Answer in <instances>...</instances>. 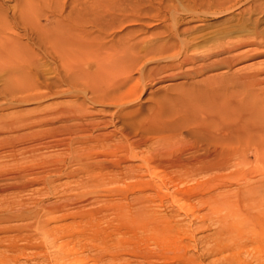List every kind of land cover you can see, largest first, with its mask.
Masks as SVG:
<instances>
[{"label": "rangeland", "instance_id": "obj_1", "mask_svg": "<svg viewBox=\"0 0 264 264\" xmlns=\"http://www.w3.org/2000/svg\"><path fill=\"white\" fill-rule=\"evenodd\" d=\"M60 1L63 2V0ZM70 1L71 0H64L67 5L70 3L69 5L72 6V1ZM77 1L78 3H84V0ZM94 1L87 0L89 4L94 3ZM99 1L102 5H109L114 8L118 4L124 6L131 4L135 9L141 10L139 20L125 23L121 28H117L118 25L116 24L111 30L112 33L110 36H123L129 32L133 33L134 31L139 40H145V43L148 42L147 44L152 45H159V43L162 44L164 41L175 42L181 39L186 41V43H189L188 49L190 50H188V52L196 56L207 52L213 47H217V45H219L217 43L229 35L236 37L235 39H246L251 37L250 35H255L256 33V35L259 34L256 39L257 42L261 41L260 38H264V0ZM74 2L77 3L76 1ZM87 2L86 4H88ZM215 2H227V7H229L228 10L213 14V12L217 13L221 10L212 6V3ZM15 3L16 0H0V10L6 15V17L9 16L8 19H12L11 13L14 12L13 9H15L16 14L18 13L16 11ZM67 5H65L66 10L69 8V5ZM41 15V18H39L41 25L44 26L46 33L49 35L55 28H53L54 23L49 22V19H47L49 13L48 11H45V9L41 10ZM73 28L79 29L77 26ZM86 28L92 30L91 33L94 36L99 34L96 28L92 25H88ZM232 31L233 33H231ZM11 34L14 38L19 39L17 42L15 41L17 44L14 42L13 46L16 47V45L18 46V42H21V45L26 44L28 49L33 53L30 64L32 67L30 66L31 68L27 70L28 73L31 74H29L31 78L28 76L25 77L26 79L24 80L29 85H33V87L25 93H17L15 95V97L18 96V99L23 98L22 100L13 101L7 94L8 92L4 91V87H16V85L22 81L19 78H7L0 74V138L5 139V141L0 142V165H2V168L3 166L6 167V169L3 168V170L10 172L11 174L14 173V171L21 173H37L39 180L37 179L23 189L12 188L0 192V200L5 197L0 201V205L7 201L8 198L10 199V197L11 199L16 197V199L19 200L24 198L27 202L30 201L28 203V206L30 207L35 205L34 202L38 203L39 201H42V203H51L52 201L59 202L60 199H62L61 205H63L64 202H71V204H67V206L63 207V211L60 210L41 215L42 217L40 219H42L41 221L47 220L49 225L67 223L66 225L68 227H61V229L55 231V234H67L72 232L74 234L80 232L81 235L82 232L84 234L91 233L92 227L89 228L91 225L88 224L87 220H80L77 216H70V214H74L78 209L82 211L85 209L86 211H92L95 208L104 206L106 203L111 204L112 202H115L121 204V202H127L129 201L128 199H120V192L123 191L129 193V198L135 193H138L139 195L148 196V198L150 197L149 199L151 200H149L148 203L152 211L155 212V217L160 218H157L158 221L163 220L164 223L168 222L169 225L172 226V228H169L170 226L168 225V229L167 227L165 228L167 229L165 230L167 234L170 232L168 235L172 233V236H161L164 239L163 243L169 241L166 242L167 244L165 243L163 245L162 243L159 246L153 244L150 246L152 249L151 253L153 252V258L150 259L151 263H149L147 262L148 260L145 261L139 256L136 257L132 254H125V251H122L123 254L119 259H105L103 261H98L96 256L100 253L102 254V251L100 252L98 248H96L97 250L95 252L85 251V249L82 250V246L87 245L85 247H88V244H90L88 240L82 237L79 238V240L81 239L80 241L83 242L82 244H80L81 242L77 239L73 240L75 242L71 241L74 243L73 245L70 241L68 244H65L63 243V239H59L54 245H50L47 242L51 240V236H48L46 238V245L44 244L43 246V235L37 234L40 238L33 241L42 244L39 249L40 251L25 249L21 254L20 252L15 251H5L4 247L10 246L14 241H16L14 244L23 245L26 241L22 240L21 237H24V233L26 232H21L18 234L20 235L18 237L17 235L15 236L16 231L2 230V232L0 230V264H37V260L41 259L44 260L40 264H190L189 261H191V264H264V254L261 255L260 253L257 254V252L252 251L251 247L253 244L251 243V245H249L250 242H248L251 235L250 233L252 232L251 228L255 225L254 221L253 224L250 221L254 220L251 215L255 209H250L249 206L252 204L250 198H255L256 196L253 194L254 190H252V186H256L257 184H253L252 182L260 177V168L258 167L264 162V158L258 155L257 149H255V144L244 142L243 140H238L240 142L233 140L227 156L230 163L227 164V167L220 169V173L216 171L213 175H207L202 173V171L197 173L196 168L187 169L189 172L186 169H179L178 171V169L172 168L167 161L165 163V161L162 160L165 164L161 163L158 156L157 158L156 155L152 156L153 151L151 150L153 147L155 149H157V146L159 147V144L161 143H158V141L161 140L159 139V135H165L169 132L168 130H170L173 132V135L170 136L172 137L170 139L173 143L171 154H174L175 151L177 153V149L179 150L183 147H187V144L185 146L181 141H185L184 143H188L189 146V142L195 139L197 134H200L196 128L198 125L206 122L205 124L211 127L218 120H223L224 123H228L230 121L227 122L226 119H229L227 118L229 115L231 118L230 120H235V125L239 121H247V118L249 120V117L251 118L249 120L251 122H248V124L252 128L254 125H258L256 124L258 123L256 119L258 116L257 112H253V107L251 108V105L256 106L255 108L258 109V111L261 109V105H264V82L257 81V79L264 77V53H260L261 51H264V42L250 47L255 48L250 52V56L241 59L238 62H234L231 65H222L214 69L199 70L198 67L201 62L196 61L199 63H190L180 69L170 71L171 74L177 75L163 78L158 82L148 83L149 81L138 80L139 83H137L138 85L136 84L138 87L135 86L132 96L126 100V106L117 111V108L114 105H105L89 100V95H84L81 89L72 87L67 81L62 80L60 75L63 74V70L60 68L61 66L59 63L46 57L41 50L30 44L32 42L26 40V37L22 35L23 31L21 29H14L13 32L11 31ZM109 37L105 38V40H110L111 37ZM91 42L96 46L95 44L104 41L92 39ZM174 50L175 49L171 50L168 55H173L177 49ZM241 51L243 52L247 50L245 48L238 50V52ZM34 58H36V60ZM157 59L159 58H151L149 63L145 64L146 67L148 68L155 65ZM196 69L198 70L196 71ZM193 70H195V72H193ZM258 70H260L261 73L256 77L257 79L246 77L248 73L256 72ZM167 73L165 74L167 75ZM165 74L160 76H165ZM131 75L134 78L139 77V71L134 70L131 72ZM211 77L215 78L210 79ZM135 92H139L138 95ZM238 105L241 106L242 109L238 107ZM80 106H83L90 111L92 118H95L98 121H104L105 119V125L101 123L93 127V134L109 132L117 127L124 126V129L131 136L136 135L137 133H145V135H148V140L144 144L138 146H131L128 143L121 142V136L117 132H115L114 135H111L109 140H106V146H100L101 144L99 143H101L102 140H92L89 142L92 156L93 154L95 156L98 154L105 155L99 156V158L98 156H93V161L98 164L107 163L105 165H109V163L113 164L117 159H124V162H121L118 168L115 167L104 170H112L110 173L116 174L117 178L121 177L120 174V176L118 175L119 172H125L130 166L139 165L140 160H142L147 165L146 167H140L138 171V174L140 175L135 176L137 178L131 179V177H128L129 179L123 178L116 182L106 181L103 184L98 183L102 179L101 173L103 172L99 173V170H94V172H92L93 175L90 173L92 175L90 176V174L80 172L75 161H70L73 158L72 155L77 156V153L74 154L75 152L72 150V148H75L77 145L71 144L72 146H68L64 144L62 146V144H59V138L61 139L65 136L62 134V128L59 127L61 122L54 121L53 123H48L38 120L42 117L43 113L54 115L58 110H67L65 108H68V110L72 111L73 108V110H76ZM234 108L237 111L241 109V111L239 110L236 112L234 111ZM223 109L224 112H219ZM221 113L222 116L220 115ZM223 113L228 114L227 116L225 115L226 117L224 116L225 119ZM236 113L238 114V118H236ZM118 114L120 115L118 116ZM219 115L222 119H219ZM252 116L256 121H253L254 118ZM233 117L234 119H232ZM239 117L240 119L242 118V120H240ZM126 121L127 123H125ZM58 128L60 129L58 130ZM30 132H32V134ZM33 132L35 134H33ZM168 135H170V133H168ZM52 141L57 145L55 146ZM38 144L41 145L39 146ZM51 144L53 145L51 146ZM169 145H171V143ZM169 145H167V147H170ZM197 145L200 147L203 146L202 148L206 147L203 143H197ZM25 147L31 148V151L28 154L27 150L24 155H30L29 157L32 158L25 157L23 163V159L19 158L21 155L18 154L19 149L17 148ZM159 148H162V146ZM13 149L16 150L17 154L13 153L15 152ZM169 149H171V147ZM150 151H152L151 154H149ZM130 153H134L135 158H131L129 156ZM14 155L20 160H15ZM26 159H28V162ZM206 163L202 165L207 167L209 162L207 161ZM49 164H54V166H50ZM160 164H164L166 168L163 169V165L161 166ZM202 165L198 167L203 168ZM262 166H264V164H262ZM56 167H60V171L56 172ZM61 167H63V169ZM195 171L197 173L196 175L194 173ZM249 171L251 173H249ZM95 172H98L99 175ZM214 174H217L219 177H215L217 175L214 176ZM242 175L245 177L242 178ZM209 177L215 178L212 179ZM93 181L95 184H93ZM153 183L155 185L157 184L159 189L156 188L157 186L149 188ZM140 185L142 187H140ZM93 196H97L98 203L96 201L93 202L94 205H91L86 201L82 202L83 198H94ZM241 198L242 200H240ZM68 199L69 201H67ZM1 213H3V215ZM112 213V210L107 211L106 215L111 217ZM250 213L251 215H249ZM253 213H256V211ZM5 215V212H0V228H3L4 225L7 226L8 224L22 222H8L3 218ZM53 218H56V221H51ZM3 219L6 222H4ZM92 220L93 221L91 222L95 223L96 220ZM22 223H28L31 224V226L34 224L33 219H26V221L23 220ZM98 223H100L98 226L99 228L101 227L103 229L105 227L104 234H112L116 232L114 228L107 225L105 221H98ZM118 224L119 223L116 225ZM116 225L113 226L116 227ZM31 226L29 227V230L34 232V228ZM176 229H178L177 232L179 231L178 234ZM179 229L183 231H180ZM221 230L223 232H221ZM218 231L223 234L218 233ZM226 231L229 232V234ZM174 233H176V235ZM115 236L116 234H112L111 237ZM211 237L215 240H213V238L211 239ZM216 239H219V241L222 240V242L224 241L223 243L227 244V248L222 252L220 251V253L213 252L211 254H206V250L204 251V249H207V247L210 248L214 241H217ZM57 245L60 246L57 247ZM78 247H80L79 249L82 251L79 250ZM56 253H58L57 255L59 257L56 256L58 258L54 256ZM183 256L193 258L192 260L194 262L188 258L186 260L188 263H186L185 260L180 261ZM228 261L231 262L229 263Z\"/></svg>", "mask_w": 264, "mask_h": 264}, {"label": "bare ground", "instance_id": "obj_2", "mask_svg": "<svg viewBox=\"0 0 264 264\" xmlns=\"http://www.w3.org/2000/svg\"><path fill=\"white\" fill-rule=\"evenodd\" d=\"M71 1L70 2L72 4V6L69 5L70 4L69 3L68 4L69 8H68V10H66L65 5H67V4H66V2H64V0H63V2L60 0H16V3H15L16 6L15 7H16V11L18 13L16 14L15 9H13L14 12L11 13L12 19H8L9 16L6 17V15L0 10V74L4 75L7 78H12V77L19 78L22 81L21 83L18 82L19 84L16 85V87H9V86L4 87V91L8 92V93L7 92L6 93L10 96V98L13 101L14 100H16V101L22 100L23 98L18 99L17 98L18 96L15 97V95L17 93L18 94L19 93L20 94L25 93V92H27V90H31V88L33 87V85H29L26 81H24L26 79L25 77H28L30 74V73H28L27 70L32 67L30 64H31V58L33 57V53H32V51H30L28 49L26 44H25L26 46L21 45L20 44L21 42H18V46L17 45H16V47L13 46L14 42L15 41L17 42L19 40V39L14 38L11 34V31L13 32L14 29H21L23 31L22 35L24 37H26V40L32 42L30 44H32L33 46H36L39 50H41L46 57H49L51 60L59 63V65L61 66L60 68L63 70V74L60 75L61 76L60 78L62 80L67 81L70 84V86H72V87H77L78 89H81L82 93L84 95H89V97H88L89 100H92L95 103H100V104H105V105H107V104L108 105H114V106H116L117 111L123 109L126 106V100H128L129 97L132 96V93L134 91L135 86H137L138 85L137 83H139L138 80L139 81H149L148 83L158 82V81L162 80L163 78H169V77H173L174 75L175 76L177 75V74H171L170 71H172L174 69H180L183 66H186L190 63H194L196 61L201 62L200 66L198 67L199 70L214 69V68H216L218 66H222V65H231L234 62H238L241 59H245L248 56H250V52L253 51V49H255V48H250V47L256 46L258 44H262L264 42V40H263L264 38L263 39L260 38L262 42L256 41L257 36L259 34L256 35L255 32H254L255 35L254 34L250 35L251 37L246 38V39H244V38L243 39H235L236 37L229 35L228 37H225V38L222 37L224 39H222V41L217 43L219 45H217V47H213L214 49L211 48L207 52H205L203 54H199L196 56V55H193V54L188 52V50H190V49H188L189 43H186V41L181 40V39H179V41L174 40L175 42L164 41L162 44L159 43V45H157V44L152 45V44H147L148 42L145 43L146 42L145 40H139L137 38V36L135 35L134 31H133V33L129 32L128 34L123 35V36H116V35L110 36L112 33L111 30L115 27L116 24L118 25L117 28H121V26L125 23H129V22L139 20V18L141 16L140 15L141 10L135 9L131 4L130 5L128 4L125 6L118 4V5H116L117 7L115 6V8H114V7L109 6V5H102L99 0H95V1L93 0L94 3H92V4H89L87 2V0H86V2L88 4H86L85 0H84V3H80V2L78 3L77 0H71ZM74 1H76L77 3H75ZM117 1H119V0H117ZM212 4H213L212 5L213 7H216L219 10L221 9L217 13L213 12V14H218L220 12L227 11L229 8V7H227V4H228L227 2H225V3L215 2ZM43 9H45V11H48L49 17L47 19H49V22H53L54 23L53 28L55 27L54 30L52 31V33H50L49 35L46 33V30L44 29V26L41 25V21L39 19V18H41L42 15H44V14L41 15V10H43ZM145 11H147V10H145ZM7 15H8V13H7ZM88 25L89 26L92 25L93 27H95L97 32H99V34H96V36L92 35V33H91L92 30L86 28ZM75 26L79 27V29H74L73 27H75ZM117 30H119V29H117ZM231 33H233V31ZM229 34H230V32H229ZM13 35H15V34H13ZM109 36L111 37V39L108 41L105 40V38H108ZM92 39L101 40L104 42H99V43L95 44L96 46H94L91 42ZM214 46H216V45H214ZM241 48H245L247 51L238 52V50H240ZM173 49H175V50L177 49V51L175 53H173V55H168V53ZM260 53H264V51H261ZM153 57L159 58V59H157V63L155 65H152V66L147 68L145 64L149 63V60ZM36 58H34V59L36 60ZM34 59H32V60H34ZM153 62H155V61H153ZM199 62H196V63H199ZM143 65H145V66H143ZM197 65H199V64H197ZM61 69H60V71H61ZM198 69H196V71ZM134 70L139 71V77L134 78L131 75V72ZM260 70H262V69H260ZM260 70H258L256 72H250L247 74L246 77H248V78L252 77L254 79V78L258 77V75L261 73ZM177 72H179V71H177ZM190 72H191V70H190ZM193 72H195V70H193ZM165 73H167V75ZM175 73H176V71H175ZM163 74H165V76H160ZM178 75H179V73H178ZM243 77H245V76H243ZM29 78H31V77L29 76ZM212 78L213 77H211L210 79H212ZM217 80H218V78H217ZM257 81L264 82V77L261 79H257ZM8 82H10V81H8ZM143 83H145V82H143ZM31 84H32V82H31ZM33 84H34V81H33ZM249 84H250V82H249ZM135 93L138 95L139 92H135ZM261 95H263V94H261ZM253 97H254V95H253ZM257 98H258V96H257ZM255 101H256V99H255ZM232 107H233V105H232ZM238 107L241 108V106H239V105H238ZM252 107H253V109H252L253 112L254 113L257 112V115H258L256 118L257 122H258L256 124H258V125H256V126L254 125L253 128L248 124V122H251V121H249L251 119L249 116H248L249 120L247 118L246 119L247 121H245V122L239 121L238 123H236V125L234 124L235 120H233V121L230 120L231 119L230 115L227 117L229 119H226L227 122L230 121L228 123H224L223 120L222 121L216 120L217 122L215 121L216 123L210 127L207 124H205L206 122H203L202 124H200L196 127L197 131H199L198 133H200L197 135H200V136L196 135V137H195L193 135L195 137V139H193V140L190 139L191 142L187 141V142H189V146H188V143H184L185 141L183 142L180 140L185 146L187 144V147H185V148L183 147L182 149H179V150L177 149V153L175 151L174 154H171L172 153L171 150H173V143L171 142V139H170V138H172L170 136L173 135V132L167 129L169 131L168 133H170V135H168V133L165 135H159L160 136L159 139H161V140L158 139L159 140L158 143L159 142L162 143V145H161V143L159 144V147L162 146V148H159L157 146L156 147L157 149H155L153 147V149H151L153 151V153H152V151H150L149 154L152 153V156L156 155V158L158 156V158L161 160L160 161L161 163H164V162H162V160L165 161V163L167 161L172 168L178 169V171H179V169H186L187 170V169H195L196 168L197 173L202 171V173H205L207 175L208 174L213 175V173H216V171L219 172L220 169H223V168L228 166L227 164H229L230 162L227 159V156H228L230 146H232L231 144H232L233 140H237V141L243 140L244 142L254 143L256 146L255 149H257L258 155L264 158V105H261V109H259V111H258V109L255 108L256 106L251 105V108ZM236 108H237V106H236ZM65 109H67V110H64V109L58 110L54 115L49 114V113H46V114L43 113L42 117H40V119H38V120L48 122V123L49 122L53 123L54 121L61 122L59 127L62 128L61 129V131L63 130L62 134L65 136H64V138H61V139L59 138V144H62V146L64 144L68 145V146H72L73 144L77 145L75 148H72V150L75 152L74 154L77 153V156L72 155L73 158L71 156L72 159L70 161H75L80 172L86 173V174H90V173L94 172V170H96V171L99 170V173L103 172V173H101L102 179L100 182H98L100 184H103L106 181L107 182H110V181L116 182V181H120L123 178L126 179L128 177L129 178L131 177V179L137 178L135 176L140 175V174H138L140 167H146V165H147L142 160H140L139 165L130 166V167H128V169L125 172H119L118 175L120 174L121 177H118V178H117L116 174L110 173V171H112V170L104 171L105 169H108V168H111V169L115 168V167L118 168L120 166V163L124 162L123 161L124 159L123 160L121 158L117 159V160H115V162L113 161L114 162L113 164L109 163V165H105L107 163H102V162H101L102 164H98L97 162L93 161V158H94L93 156H95V155L93 154V156H92V153L90 151L91 147L89 145V142H91L92 140H95V141L96 140H99V141L102 140L101 143H99V144H101L100 146L101 147H103L104 145L106 146L107 145L106 140H109L111 135H114V133L117 132L121 136V139H122V140H120L121 142H125L126 144L128 143L131 146H138L140 144H144L148 140V138H147L148 135H145V133L144 134L143 133H139V134L137 133L136 135L131 136L124 129V126L117 127L114 130H111L109 132L93 134V132H92V131H94L93 127L97 126L98 124H101V123L104 124L105 119H104V121H102V120L98 121L95 118H92L91 112L88 111L83 106L78 107L76 110H73L74 109L73 108L72 111H74V112H72L71 110H68V108H65ZM224 109L220 110L219 112H221V111L224 112ZM241 109H239V110L241 111ZM234 111L238 112L236 109ZM250 111H249V113H250ZM133 112H134V110H133ZM229 112H226V113H229ZM92 113H94V112H92ZM226 113H223L224 114L223 117L225 115L226 116L228 115ZM202 114H203V112H202ZM243 114H245V113H243ZM119 115L120 114H118V116ZM220 115L222 116V113ZM220 115H219V119H222V118H220ZM246 115H248V114H246ZM252 115H255V114H252ZM206 117H208V116H206ZM225 117H224V119H225ZM38 118H39V116H38ZM236 118H238V114H237ZM232 119H234V117ZM239 119H240V117H239ZM240 120H242V118ZM253 121H256L255 118ZM125 123H127V121ZM122 124H123V122H122ZM56 127H57V125H56ZM256 127H258V128H256ZM55 129H57V128H55ZM59 129L60 128H58V130ZM30 133L32 134V132H30ZM33 134H35V133L33 132ZM56 135H58V134H56ZM174 135H175V133H174ZM18 137H20V136H18ZM56 140H55V143H56ZM2 141H5V139L0 138V142H2ZM168 141L171 143L172 146L169 145L170 143ZM238 142H240V141H238ZM55 143H54V145L56 146L57 144H55ZM197 143H203L206 145V147L202 148L203 146L200 147L197 145ZM52 145L53 144H51V146ZM167 145H169L171 147V149H169L170 147H167ZM46 146H49V145H46ZM121 147H122V145H121ZM28 148L29 147L17 148V149H19L18 154L21 155L19 158L23 159V161H22L23 163H24L25 157L32 158V157H29L30 155H28V156H25L26 154L24 155V153L27 150H28V152H27L28 154L31 151L30 150L31 148H29V149ZM118 148H119V146H118ZM174 150H175V147H174ZM14 151L15 152H13V153L17 154L16 150H14ZM233 151H235V150H233ZM36 155H35V157H36ZM102 155L98 154L96 156H98V158H99V156H102ZM31 156H33V155H31ZM103 156H105V155H103ZM129 156L131 158H135L134 153L133 154L130 153ZM14 157H15V160L19 159V158H16L17 156H15V155H14ZM136 157H137V155H136ZM229 159H230V157H229ZM27 160L28 159H26V161ZM96 160H98V159H96ZM207 161L209 162V165H207V167H205V165H202V164H205ZM103 162H105V161H103ZM164 164H160V165L164 166ZM262 164H264V162H262ZM262 164H260V165L262 166ZM49 165L54 166V164H49ZM200 165H202L203 168L198 167ZM47 166H48V164H47ZM163 166H162L163 169L166 168L165 166L164 167ZM261 166L258 167V168H260V170H259L260 177L258 179H256L254 182H252L253 184L254 183L257 184L256 186L253 185L254 188L252 186V190H254L253 194H255L256 196H255V198H250V201H252L251 202L252 204L249 207H250V209L254 208L255 210L254 209L253 210L256 211V213H253L254 212L253 211L252 215H251V213L249 214V215H251V217L254 218V220H250V221L252 222V224L254 221L255 225H253L254 227L251 228L252 232L250 233L251 235H250V239H248L249 240L248 242H250L249 245H251V243L253 244V246L251 247L252 251L257 252V254L260 253L261 255H263L264 254L263 253L264 252V242H263L264 241V166H262V167ZM63 167H61V168L63 169ZM3 168L6 169V167H4V166H3ZM3 168H2V165H0V192H4V191H6L8 189H12V188L23 189L38 179L37 173H33V172L21 173V172L14 171V173L11 174L10 172L3 170ZM147 168H148V166H147ZM24 169H25V167H24ZM57 171H60V167H58L56 169V172ZM196 171L194 172L195 175L197 174ZM257 172H258V170H257ZM95 173H97L99 175L98 172H95ZM249 173H251V172L249 171ZM252 174H253V172H252ZM39 175H41V174H39ZM92 175H93V173H92ZM92 175L90 174V176H92ZM215 175H217V174H214V176ZM212 177H209V178H212ZM215 177H219V176L217 175ZM244 177L245 176H243L242 178H244ZM214 178H212V179H214ZM248 179H250V178H248ZM181 180H183V179H181ZM139 181H141V180H139ZM93 184H95L94 181H93ZM154 186H157L156 188L159 189L158 185L157 184L155 185L154 183L151 186H149V188H153ZM140 187H142V186L140 185ZM128 194H129L128 192H124V191L120 192V196H121L120 199H124V200L128 199L129 201H127V202H124V203L121 202V204L115 203V202H112L111 204L106 203L104 205L105 207L99 206L100 208H95L92 211L91 210L86 211V209L82 211V210L78 209V211L74 212V214H70V216L71 215L77 216L80 220H87L88 224L91 225V226H89V228L92 227L91 233L84 234L82 232L81 235H80V232H78L77 230L76 231L78 233H74V234H73V232L67 233V234L66 233L55 234V231H57L58 229H61V227H63V228L66 227L67 223L66 224L64 223V224H57V225H49L47 220L41 221L42 219H40L42 217L41 215H44V214H47L50 212L60 211L63 209V207L67 206V204H71V202L70 203L64 202V204L61 205L62 199H60V201H59L60 203L58 201H55V202L52 201L51 203H42V201H39L38 203L34 202L35 205H32L33 207H30V206H28V203L30 201L27 202V200H25L24 198L19 200V199H16V197H13L11 199V197L9 196L10 199L8 198L9 200L7 199V201H5L3 204L0 205V212L3 211L6 214L3 218H5L8 222H14V221H22L23 222V220L26 221V219H33L34 224L31 226V224L22 223V222L21 223H14V224L12 223V224H8L7 226L4 225L3 228H0L1 231L2 230H4V231H16L15 236L17 235L18 237L20 236L18 234H20L21 232H23V231L26 232V233H24V237H21L22 240L26 241L23 245L22 244L19 245L16 243L14 244V242H16V241H14L13 243L10 244V246H7L8 248L4 247V250L5 251L7 250V251L20 252V254L22 253V251L24 252L25 249L39 250L41 248L42 244H39V243L33 241L37 238H40L37 236V234L43 235V237H42L43 238L42 239L43 246L47 242L46 238L48 236H51V240L49 242H47L50 245H54L56 243V241L59 239H63L64 242H63V240H62V242L65 244H68L69 241L71 242L74 239L79 240V238L82 237V238L88 240V242H90V244H88L89 245L88 247H85L87 245L82 246V250L85 249V251L87 250V251L95 252L97 250L96 248H98L100 250V252L102 251V254L100 253L99 255L96 256L98 261L99 260L103 261L105 259L106 260H108V259H111V260L119 259V258H121L122 254H123L122 251H125L124 252L125 254L126 253L130 254V255L132 254L133 256H136V257L139 256L143 260H145V261L148 260L147 262L151 263L150 259L153 258L152 257L153 252L151 253L152 249L150 248V246L153 244L155 246L161 245L164 241V239L162 238L163 237L162 235L170 236L172 234L171 233L170 235H168L170 232L167 234V232L165 231L168 229V227L170 225L168 222L164 223L163 220H159V221L157 220V218H159V217H157V218L155 217V214H154L155 212L152 211V209L150 208L149 203H148L149 200H151V199H149L150 197L148 198V196L139 195L138 193H135L132 197L129 198ZM17 197H19V196H17ZM96 197L97 196H95L94 198H88V197L83 198L82 202L86 201L88 204L94 205L93 202H96L98 199ZM243 198H244V196H243ZM2 200H0V201H2ZM240 200H242V198ZM67 201H69V199ZM101 202H99V203H101ZM87 203H85V204H87ZM97 203H98V201H97ZM111 210L113 211L112 216L108 217L106 215V213H107V211H111ZM250 212H251V210H250ZM1 214L3 215V213H1ZM244 217H246V216H244ZM234 218H235V216H234ZM92 219H94V221L96 220L97 222L95 221V223H92L91 222V221H93ZM162 219H163V217H162ZM3 221H4V219H3ZM51 221H56V218H53ZM98 221H105L107 223V225H109L110 227H113L116 232H114L112 234H116V236L111 237L112 234H110V233L104 234L103 232L105 231L104 230L105 227L103 229L101 227L99 228L98 226L100 223H98ZM4 222H6V221H4ZM117 223H119V224L116 225ZM113 225H116V227ZM221 225H222V223H221ZM229 225H230V223H229ZM30 226L34 228L33 229L34 232L29 230ZM110 227H108V228H110ZM166 227H167V229H165ZM169 228H172V226H170ZM221 228H219V229H221ZM249 229H250V227H249ZM36 230H38V231H36ZM177 230L178 229H176V232H177ZM180 231H183V230H180ZM178 232H177V234H178ZM221 232H223V231L221 230ZM218 233H220V232L218 231ZM224 233H225V231H224ZM227 233L229 234V232H227ZM174 234L176 235V233H174ZM174 234H173V236H174ZM220 234H223V233H220ZM182 235H183V233H182ZM165 236H164V238H165ZM206 238H207V236H206ZM212 238L213 237H211V239ZM227 238H228V236H227ZM77 240H76V243H77ZM213 240H215V239L213 238ZM73 242H75V241H73ZM73 242H71L72 245L74 244ZM166 242H169V241H165L163 243V245ZM223 242H222V240L219 241V239H218L217 241H214L213 245L210 248L207 247V249H204V251L206 250V254L207 253L211 254L213 252L214 253L215 252L220 253V251L222 252L227 248V246H226L227 244H225ZM82 243L83 242H81L80 244H82ZM80 244H79V246H80ZM207 244H209V243H207ZM58 246H60V245H57V247ZM79 248L80 247H78V249ZM79 250H81V249H79ZM39 251H37V252H39ZM97 253H98V251H97ZM57 254L58 253H56V255H54V256L55 257L58 256ZM58 257H56V258H58ZM60 258H62V257H60ZM187 258L188 257L183 256V258L180 261L185 260V262H186ZM188 259L192 260L193 258H188ZM43 260L44 259L37 260L36 263L40 264V263H42ZM189 262L191 264V261H189ZM186 263H188V261ZM122 264H124V263H122Z\"/></svg>", "mask_w": 264, "mask_h": 264}]
</instances>
